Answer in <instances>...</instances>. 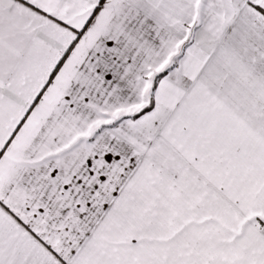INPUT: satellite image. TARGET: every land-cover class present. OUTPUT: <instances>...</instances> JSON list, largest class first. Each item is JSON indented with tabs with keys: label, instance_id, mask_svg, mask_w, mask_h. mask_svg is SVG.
I'll list each match as a JSON object with an SVG mask.
<instances>
[{
	"label": "snow or ice",
	"instance_id": "1",
	"mask_svg": "<svg viewBox=\"0 0 264 264\" xmlns=\"http://www.w3.org/2000/svg\"><path fill=\"white\" fill-rule=\"evenodd\" d=\"M0 264H264V0H0Z\"/></svg>",
	"mask_w": 264,
	"mask_h": 264
}]
</instances>
